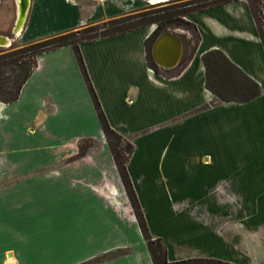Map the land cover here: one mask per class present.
Masks as SVG:
<instances>
[{
  "label": "crops",
  "instance_id": "0c3cea01",
  "mask_svg": "<svg viewBox=\"0 0 264 264\" xmlns=\"http://www.w3.org/2000/svg\"><path fill=\"white\" fill-rule=\"evenodd\" d=\"M141 2L30 0L19 29L21 0H0V38L4 47L26 46L123 18ZM186 18L198 40L193 48L184 44L173 69L155 72L148 65L154 25L83 41L80 53L107 121L133 144L127 170L140 204L139 171L161 169L172 147L176 156L168 168L181 155L183 190L199 202L198 216L210 221L188 215V225L199 228L206 244L231 250L222 261L264 264V45L258 26L248 0ZM212 51H221L262 94L247 103H215L204 62ZM143 137L150 139L140 146ZM84 140L99 147L81 155ZM134 238L140 246L143 234L76 52L71 46L45 52L18 100L0 102V264H95L94 258ZM137 250L96 264H143Z\"/></svg>",
  "mask_w": 264,
  "mask_h": 264
},
{
  "label": "trees",
  "instance_id": "16d2710c",
  "mask_svg": "<svg viewBox=\"0 0 264 264\" xmlns=\"http://www.w3.org/2000/svg\"><path fill=\"white\" fill-rule=\"evenodd\" d=\"M233 1H237V0H202L198 2L184 4L182 6H179V8L189 7L188 8L189 10L182 12V16L186 17L189 13L201 11L211 6L221 5ZM202 2L204 4L196 7V5L201 4ZM255 5H256L255 2L254 4H252V2L250 1L252 13L256 20L260 37L264 45V28L261 20L258 17ZM173 10L174 9H172V12L170 13L168 12L162 18L159 17L157 19H153L154 21H152L151 24H149V25L158 24L155 31L147 41L148 65L155 72H159L160 67L153 60L152 57L153 46L157 38L161 34L165 33L162 30V27L159 25V23L163 21H166L168 23H173L174 17L178 14V12ZM154 14L155 13L142 15L140 18ZM131 20L132 19L130 18L124 17V18L111 20L108 23H106L108 27L114 30H110L107 26L102 29L91 28L88 31L87 36L84 37L83 36L77 37L78 31L64 33L26 45L20 49L11 51L10 53H4V54L0 53V102L13 103L18 100L22 87L33 74L37 66L38 57L41 54L48 51L60 49L63 47H68V46L73 47V49L76 52V56L83 71V74L86 78L90 93L92 95L96 110L98 112V116L105 137L107 139L111 152L116 161L121 179L125 186L128 197L131 201L132 207L134 208L140 229L142 231L145 240L148 243V248L152 256L153 264H232L229 262H224L222 260L206 259V258H193V259L181 260L178 262H169L167 259V249L165 247L163 239L152 238L150 234L141 204L138 200V196L131 183L127 170V163L134 150L133 144L129 142L128 148L126 150L128 157L122 160L121 153L117 147L118 144H120L121 142L127 139L123 138L120 134H118L107 121L104 112L102 111V107L100 105L98 97L88 77V73L86 71V67L84 65V61L79 49V44L83 41L96 40L98 38H106L141 27V26L133 27V28L124 27L125 24L130 22ZM11 48H14V45H12ZM204 62L207 68V88L214 95L216 99L215 103H230V102L247 103L249 101L258 98L262 94V90L259 84L256 83L251 78H249L245 73H243L221 51H212L205 54ZM213 65H215L218 70L217 78L213 77V74L215 72L214 71L215 69H213ZM81 145H80V154L85 155L89 148H87V146L84 147Z\"/></svg>",
  "mask_w": 264,
  "mask_h": 264
},
{
  "label": "rangeland",
  "instance_id": "374dc122",
  "mask_svg": "<svg viewBox=\"0 0 264 264\" xmlns=\"http://www.w3.org/2000/svg\"><path fill=\"white\" fill-rule=\"evenodd\" d=\"M141 1V4H139L140 8L136 12L125 16V18H130L132 20L126 23L124 27L133 28L143 25H149L152 21H154L153 19H157L159 17L162 18L168 12H172V9H174L173 11L178 12V14L174 17V22L168 23L166 21H163L160 22L159 25L162 27V30L164 32L170 31L179 33L182 40L184 41L185 46L191 45L192 48L195 46V43H197L198 40L196 30L194 26L188 21V19L182 16V12L189 10V7L179 8V6L202 0H174L170 2H167L168 0H165L164 3H157L156 0ZM248 1H251L252 4H254L255 2L258 17L261 20L264 28V0ZM202 4L204 3L202 2L201 4L196 5V7L201 6ZM8 5L12 6L10 1H8ZM151 13L155 14L140 18L142 15ZM108 22L98 25L86 26L78 31L77 37L87 36L88 31L91 28L102 29L106 26L108 27V25L106 24ZM157 25H154V29H156ZM108 28L110 30H114L110 27ZM187 37L190 38L188 39ZM12 45H14V48H11V46L0 47V53H10L11 51L20 49L25 46H22L17 42L13 43ZM213 69H215L213 77L217 78L218 70L215 65H213ZM149 139L150 138L148 137H143L139 145L144 146L145 142L149 141ZM129 142V140H125L118 144L117 148L121 153L122 160L128 157L126 150L128 148ZM80 145L84 147L87 146V148L89 149L99 147V143L94 140H84L80 143ZM162 150H160L159 157H161L162 155ZM172 151L173 148L171 147V151H166L162 156V159L165 160V163L161 169L153 171H139L140 177L142 178L140 180V188L144 192L141 205L143 207L142 210L152 238L163 239V242L167 249V259L169 262H178L181 260L193 258L217 260H221L223 258H231V250L224 248L220 249L216 248L215 246L206 244L203 240V234L200 232L199 228L197 226L191 227L190 225H188V215H191L192 218L196 221L202 219L204 222H208L209 219L206 218L205 220L203 217L198 216L197 213L198 211H200L198 209L199 202H195L193 200L191 201V198H189V196L183 190L184 171L181 165V155H178L177 157L179 158L175 159V166H173V168H168V163L172 161V157L176 156L173 155ZM158 178L160 180V183H158L157 185L156 180ZM128 200L130 202V205L132 206L129 197ZM145 214L150 220L151 228L147 222ZM222 224V227H224L226 225L225 221H222ZM143 239L142 242L140 241V246L138 245V240L134 238L130 241V244L128 246L97 256L96 258H94L93 262L96 264L116 259L129 258L135 253L134 250L138 249L139 251H137L139 253L137 252L136 255L140 258L141 262H143V264H153L152 256L148 248V243L145 240L144 236Z\"/></svg>",
  "mask_w": 264,
  "mask_h": 264
},
{
  "label": "water",
  "instance_id": "95a60500",
  "mask_svg": "<svg viewBox=\"0 0 264 264\" xmlns=\"http://www.w3.org/2000/svg\"><path fill=\"white\" fill-rule=\"evenodd\" d=\"M29 2L30 0H21L17 26L26 19ZM183 56L184 43L179 33L169 31L157 38L153 46L152 57L160 68L168 70L177 67L182 62Z\"/></svg>",
  "mask_w": 264,
  "mask_h": 264
},
{
  "label": "bare ground",
  "instance_id": "6f19581e",
  "mask_svg": "<svg viewBox=\"0 0 264 264\" xmlns=\"http://www.w3.org/2000/svg\"><path fill=\"white\" fill-rule=\"evenodd\" d=\"M156 1H157V3H163V2H165V0H156ZM22 24H23V21H22L21 24H19V29H21ZM0 46H7V42L4 43V42L2 41V39L0 38ZM7 263H8V262H7ZM9 264H10V263H9Z\"/></svg>",
  "mask_w": 264,
  "mask_h": 264
}]
</instances>
